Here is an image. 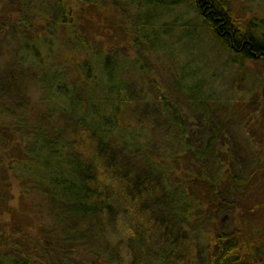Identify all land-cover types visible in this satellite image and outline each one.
Returning <instances> with one entry per match:
<instances>
[{
    "label": "trees",
    "instance_id": "1",
    "mask_svg": "<svg viewBox=\"0 0 264 264\" xmlns=\"http://www.w3.org/2000/svg\"><path fill=\"white\" fill-rule=\"evenodd\" d=\"M181 5L194 12L228 55L264 60V35L229 0H0V48L10 52L15 68L38 76L45 119L54 113L69 119L59 127L28 120L29 101L16 87L17 70L0 74V264H57L53 257L63 251L55 246L62 245L40 224L36 207L42 202L59 225L66 224L61 230L74 237L90 232L106 237L105 228L120 217L139 248L144 237L152 236L166 246L155 252L164 264L177 254L176 226L209 218V197L219 181L240 185L227 170L207 179L180 155L182 150L149 153L152 129L131 114L123 73L150 82L133 50L166 53V22L157 23L154 13ZM125 10L138 17L137 35L124 27L116 41L114 32L123 26L120 17H113ZM121 40L125 52L119 55ZM155 87V106L165 113L169 106ZM139 98L149 100L150 95ZM33 193L41 203L36 204ZM256 239L260 245L241 232L224 243L212 238L208 243L214 256L205 264H250V252L264 264V239ZM132 253V263L141 259L135 249Z\"/></svg>",
    "mask_w": 264,
    "mask_h": 264
},
{
    "label": "rangeland",
    "instance_id": "2",
    "mask_svg": "<svg viewBox=\"0 0 264 264\" xmlns=\"http://www.w3.org/2000/svg\"><path fill=\"white\" fill-rule=\"evenodd\" d=\"M229 1L238 14L252 19L264 35V0ZM154 14L157 23L166 22V53L145 48L133 50L148 72L150 82L143 83L138 75L129 72L122 75L127 95L133 101L131 114L152 129L147 140L148 152L164 155L166 149L182 150L180 155L188 158L191 166L194 164V171L203 172L207 179L224 175L227 170L240 181L235 187L231 179L220 180L209 197V218L204 216L175 228L180 234L177 254L172 253L164 264H205L214 256L212 244L208 243L212 238L224 243L241 232L256 245H260L256 236L264 239V60L225 53L185 5ZM117 16L123 27L114 32L116 41L124 35V27L128 33L137 35L138 17L134 10L122 11L113 19L118 20ZM111 35L105 36L104 42ZM123 42L121 40L116 50L119 55L125 52L121 47ZM125 42L130 45L129 36ZM12 63L10 52L0 48V74L5 77L9 69L17 70L16 87L21 86L29 101L25 112L28 120H42L57 127L69 123V119L59 113L51 115L49 121L45 119L48 111L40 102L38 76L27 68L17 69ZM63 69L70 77V68L64 66ZM157 84L169 106L165 113L155 106ZM77 91L79 95L80 89ZM142 93L150 95V99L141 100ZM82 99L83 96L79 99L81 104ZM203 152L205 156H201ZM32 197L36 204L41 203L38 194L33 193ZM36 210L40 224L50 229L54 241L62 245L59 249L55 246L56 250L63 251H56L53 257L57 264H159L160 256L155 252L166 248L158 245L153 236L144 237L139 248L120 217L114 225L105 228L106 237L92 236L91 232V235L74 237L61 230L66 224L59 225L44 202ZM133 249L141 259L132 263ZM249 263L262 264L253 252H250Z\"/></svg>",
    "mask_w": 264,
    "mask_h": 264
}]
</instances>
